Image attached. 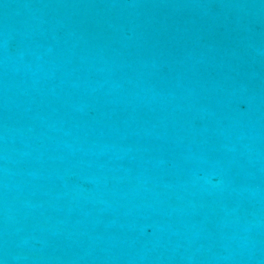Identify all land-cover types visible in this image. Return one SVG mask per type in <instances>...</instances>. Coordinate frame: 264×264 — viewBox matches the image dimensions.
<instances>
[{"label":"water","instance_id":"95a60500","mask_svg":"<svg viewBox=\"0 0 264 264\" xmlns=\"http://www.w3.org/2000/svg\"><path fill=\"white\" fill-rule=\"evenodd\" d=\"M0 264H264V0H0Z\"/></svg>","mask_w":264,"mask_h":264}]
</instances>
